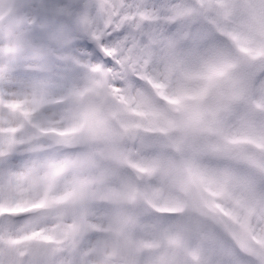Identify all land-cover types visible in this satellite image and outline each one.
I'll list each match as a JSON object with an SVG mask.
<instances>
[{
	"label": "snow or ice",
	"instance_id": "1",
	"mask_svg": "<svg viewBox=\"0 0 264 264\" xmlns=\"http://www.w3.org/2000/svg\"><path fill=\"white\" fill-rule=\"evenodd\" d=\"M0 264H264V0H0Z\"/></svg>",
	"mask_w": 264,
	"mask_h": 264
}]
</instances>
